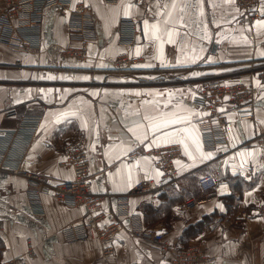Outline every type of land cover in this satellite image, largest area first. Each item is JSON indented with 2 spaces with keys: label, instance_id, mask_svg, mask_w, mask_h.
<instances>
[{
  "label": "crops",
  "instance_id": "crops-1",
  "mask_svg": "<svg viewBox=\"0 0 264 264\" xmlns=\"http://www.w3.org/2000/svg\"><path fill=\"white\" fill-rule=\"evenodd\" d=\"M74 2L93 7V24L48 9L39 52L24 50L16 36L0 37V261L24 254L31 239L38 251L32 264L103 263L97 238L62 235L63 228L85 219L86 208L44 193L39 210L29 180L10 170L23 164L53 185L72 179L62 147L85 134L92 190L110 195L106 220L125 226L111 264H172L160 245L133 229H161L167 240L199 244L211 264H264V78L258 74L264 71V0L255 6L259 18L252 23L234 0ZM125 18L138 31L130 47L120 43ZM83 37L90 38L89 58H64L62 48L81 44ZM124 52L153 67L116 71L113 62ZM215 79L250 81L260 96L255 118L227 116V142L209 150L197 123L206 115L198 97L202 84ZM136 92L154 95H130ZM23 116L41 117L34 135L18 131ZM172 120L183 122L153 133L154 124ZM172 144L181 152L176 177L165 180L149 152ZM209 153L211 159H201ZM207 173L218 182L209 195L199 185ZM151 179L164 184L162 192L134 191ZM190 198L204 200L187 209Z\"/></svg>",
  "mask_w": 264,
  "mask_h": 264
},
{
  "label": "built area",
  "instance_id": "built-area-1",
  "mask_svg": "<svg viewBox=\"0 0 264 264\" xmlns=\"http://www.w3.org/2000/svg\"><path fill=\"white\" fill-rule=\"evenodd\" d=\"M105 2L114 3L116 0H105ZM259 2L260 0H234L235 6L248 17L250 23L259 18V14L254 11ZM51 8H57L63 14L71 12L75 16H80L85 26L93 24V7L84 2L75 3L74 0H0V37L4 34L16 36L24 50L33 53L39 52L45 14ZM119 30L120 43L128 47L133 46L138 34L135 23L125 18L121 21ZM81 39V44H68L62 48L64 58L80 62L89 58L88 40L90 38L83 37ZM141 62H143L142 57L131 56L124 52L116 57L113 64L116 71L139 72L140 69L137 66ZM258 74L264 78V71L258 72ZM259 96V88L250 81L242 79L205 81L201 86L198 101L206 115L197 123L202 127L206 148L215 150L220 144L227 142L226 119L230 114L236 113L241 118L254 119ZM41 121L40 116H23L18 131L25 132L28 137L32 136L38 131ZM87 143L88 136L82 134L74 142L63 145L64 162L72 168L73 178L58 184L53 185L42 174L26 170L23 164L10 170L29 180L34 189L31 191L33 204L39 210L42 208L40 197L44 193H50L59 202L84 206L87 210L85 219L78 224L63 228L62 235L66 240L97 238L100 241L101 261H103L98 264H111V259L116 253V239L123 232L125 226L120 220H106L104 204L110 195L97 194L92 190L91 161ZM180 148L179 144H172L149 152L155 158L157 166L163 170L165 180L176 177L174 161L181 152ZM22 162L24 163V161ZM199 185L203 192L209 195L217 189L218 182L212 173H207L199 178ZM163 189L164 184L151 179L137 183L134 191L157 195ZM203 200L199 198L187 199L184 207L195 208ZM262 214H264V207ZM247 216L248 214L243 212L240 218L246 219ZM132 232L136 236L152 238L155 243L161 246V251L172 264H211L213 262V258L201 245L186 244L177 238L167 240L161 229H133ZM37 256L38 251L33 241L29 239L24 254L2 260L0 264H32L31 262Z\"/></svg>",
  "mask_w": 264,
  "mask_h": 264
},
{
  "label": "snow or ice",
  "instance_id": "snow-or-ice-1",
  "mask_svg": "<svg viewBox=\"0 0 264 264\" xmlns=\"http://www.w3.org/2000/svg\"><path fill=\"white\" fill-rule=\"evenodd\" d=\"M197 3L199 4L200 3V0H197ZM227 19V18H226ZM213 22H215V17L213 16ZM144 28H145V31L147 30L148 28V23L147 21L144 22ZM171 35L172 33H169V43H174V41L171 40ZM185 36H187V33H185ZM204 39H208L207 36L203 37ZM163 49V44H161V51ZM262 56H264V53H261ZM137 67H140V68H151L153 67V65L151 64H144V65H138ZM195 75L199 76L200 73H195ZM50 79H55V77H49ZM61 79H67V77H61ZM84 80H88L89 77L85 76L83 77ZM130 95H134V96H141V95H154L153 93H147V94H142L140 92H136V93H131ZM151 107L153 108L154 112H159L160 110V105L158 103H155L153 102ZM183 121H177V120H172V121H165L164 123L162 124H154L153 127H152V131L153 133H155L156 131H161L163 130L165 127L169 126V124H176V123H182ZM43 130V129H42ZM145 139H147V135H145ZM186 154L188 155H191V153H187L186 151ZM201 159H211V154H207V155H202L201 156Z\"/></svg>",
  "mask_w": 264,
  "mask_h": 264
},
{
  "label": "trees",
  "instance_id": "trees-1",
  "mask_svg": "<svg viewBox=\"0 0 264 264\" xmlns=\"http://www.w3.org/2000/svg\"><path fill=\"white\" fill-rule=\"evenodd\" d=\"M3 248H4L3 244L0 243V253L2 252Z\"/></svg>",
  "mask_w": 264,
  "mask_h": 264
}]
</instances>
